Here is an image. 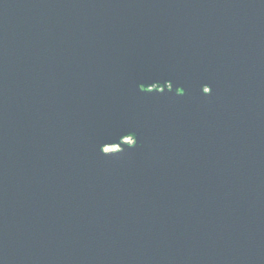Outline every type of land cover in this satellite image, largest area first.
<instances>
[{
	"label": "water",
	"instance_id": "1",
	"mask_svg": "<svg viewBox=\"0 0 264 264\" xmlns=\"http://www.w3.org/2000/svg\"><path fill=\"white\" fill-rule=\"evenodd\" d=\"M0 264H264V0H0Z\"/></svg>",
	"mask_w": 264,
	"mask_h": 264
}]
</instances>
